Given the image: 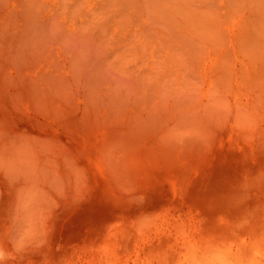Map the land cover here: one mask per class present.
I'll return each instance as SVG.
<instances>
[{
  "label": "bare ground",
  "instance_id": "6f19581e",
  "mask_svg": "<svg viewBox=\"0 0 264 264\" xmlns=\"http://www.w3.org/2000/svg\"><path fill=\"white\" fill-rule=\"evenodd\" d=\"M225 150L264 185V0H0V264H32L55 208L178 195ZM251 237L214 263L264 264Z\"/></svg>",
  "mask_w": 264,
  "mask_h": 264
},
{
  "label": "rangeland",
  "instance_id": "374dc122",
  "mask_svg": "<svg viewBox=\"0 0 264 264\" xmlns=\"http://www.w3.org/2000/svg\"><path fill=\"white\" fill-rule=\"evenodd\" d=\"M233 153L234 151L225 150L224 153L219 156L220 154L217 152H211V162L197 171L196 176L191 181L188 188L178 195H173L171 192H168L167 196L169 195V198L165 195L162 198L159 197L156 191L157 188H154L149 191H143L141 192L142 194L138 193L140 196H131L128 203L127 196L110 197L109 194H111V191H108V193L105 194V192L104 195L98 193L97 196H87V199L83 202L75 201L68 206L55 208L50 215V220H48V229L44 228L42 230V232H45L41 234L40 240L37 242L39 245L37 244L38 247H36V254L34 253V261L32 264H156V261H158L160 257L162 258V261L159 260L161 262L160 264H162L165 257V261L167 260L166 264H177L178 260L179 263L181 262L182 259L179 258L183 256L186 257H183L182 264L191 260L193 262L195 258H200L196 259L199 261L204 257H210L212 264L218 262V259L226 263L232 260L231 258L234 254L233 250L238 248L237 245L243 242L246 243L247 241L248 247L246 249L248 250V254L254 256L256 249L260 250L261 247L259 245L260 243H256L257 248L254 247L255 244L253 246L250 245L251 235L264 231V185H261L263 184V179L260 178L259 180L258 178L251 182L252 185L250 183V185H245L246 190L248 189L249 191H239L237 186L238 183L236 184L234 177H232V174L235 172V167L232 166L233 159H230ZM237 191L241 193V195H244L242 197L239 196ZM138 197H141V199L144 198V201L138 199ZM136 198L137 201L140 200L142 202L133 201V199L136 200ZM132 201L135 202V204ZM249 203L250 205H248ZM173 204L178 205V207ZM239 205H241V207ZM251 205L254 206L251 207ZM234 207L235 209L232 210ZM175 208L178 209L175 210ZM168 209H172L173 213L175 211V213L177 212L179 215L175 213L172 214ZM178 210L183 212V214L180 212L178 213ZM237 212L239 214H237ZM157 214V217H159V215L163 216L157 218L159 224H164L168 221V225H162L165 226L164 228L159 227L161 225H157L159 228L155 226L157 230L163 229V234L162 231H159V233H161L160 235L153 226L157 221L154 220L156 216L154 218L152 216ZM166 214H168V217ZM254 214L257 216L256 218ZM176 215L178 220L176 219L177 217H175ZM181 215L182 218L184 217V221L183 219H179ZM187 216L192 219H188ZM219 216H222L221 218L223 219L228 217L233 222L230 221V224L228 218V220L226 219V221H223ZM160 218H167L168 220H160ZM243 218L247 220L244 222ZM180 220L185 223L183 224L181 222L186 228H184L183 225H179L181 224L179 223ZM151 221L155 223L153 224ZM188 221L190 222L189 224L187 223ZM238 221H240V223ZM136 222H138V224ZM139 223H141L142 226ZM194 224L195 227L193 226ZM182 227L186 230H183ZM168 228L170 231L167 230ZM180 229L182 230L179 231ZM226 229L229 231L227 232ZM172 230L173 233H171ZM178 231L181 235L184 234V236H180L179 234L178 237ZM184 232H189L190 235ZM243 232H245V234ZM241 233H243V235ZM223 234L225 236H223ZM186 235L188 236L187 238H185ZM217 235L220 237L223 236L224 238L226 237V239L223 238V241L222 238L221 240L218 237L219 240ZM227 236L231 238V240L229 238V241L234 244L231 242L230 244L228 243ZM176 237L178 238L177 240L174 239ZM233 237H235V240L232 239ZM174 240L176 241L170 243V241L172 242ZM176 242H179L177 244L178 247L174 245ZM221 244L226 248L224 246L222 248ZM225 244L228 246L231 245V247L229 246L228 248ZM174 247L177 249H174ZM216 247L219 248L216 249ZM235 247L237 248L235 249ZM230 248L231 250L229 252L228 249ZM165 249H168V251ZM202 249L206 250H203L204 253H208H206V255L203 253L202 255ZM169 250H171V252H169ZM162 251L165 252V256ZM209 253L212 256H210ZM227 253L229 254V257H227L230 261H227ZM171 254H173L171 256L172 258L168 257ZM174 255L180 256L177 258ZM167 258H171V261L169 260L168 262ZM187 258L190 260H187ZM165 261L163 264H165Z\"/></svg>",
  "mask_w": 264,
  "mask_h": 264
}]
</instances>
